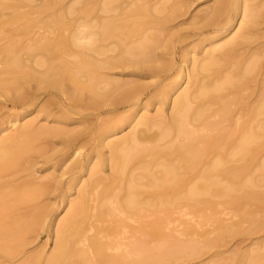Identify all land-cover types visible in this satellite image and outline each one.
Returning <instances> with one entry per match:
<instances>
[{"label":"bare ground","instance_id":"6f19581e","mask_svg":"<svg viewBox=\"0 0 264 264\" xmlns=\"http://www.w3.org/2000/svg\"><path fill=\"white\" fill-rule=\"evenodd\" d=\"M20 2L21 1H19V6L18 3L15 5L0 2V89H4L5 91L7 90L9 94L7 87L10 84H13L15 85L14 87H16L15 90L24 91L22 94L20 93V95L8 100V102H10L15 108L18 107L25 109L34 105L38 98L37 93L39 92L52 95L53 91L57 90L59 87L58 84L61 83L62 80L59 82L58 80L59 78H62L63 75H68L67 77H69V81L72 82L76 88H84L83 90L88 89L90 90V93L96 91L95 94L98 93L101 88H99V86L96 87L97 85H101L96 82H105L102 85H105L108 82L105 87L107 86L108 88L109 86H112L111 89L110 87L108 88L109 90L107 91L108 93L106 97L112 96L114 93L119 91L121 85L118 86V83H116L117 81L115 82V80L112 82H110L111 79L110 81H108L109 79L104 80L103 78L107 77L103 75V72H111L114 69L116 70V68L122 67V65L125 67L128 64H131L132 62L126 60L122 56L126 55L128 57H139L144 53L148 42H151L152 40L153 42H156L157 39L154 37V39L151 40L144 36V38L141 37V41L135 40V44H132L130 40L121 50V42L123 39L117 34V29L122 27V24L120 25L122 22L118 23L120 26H116L115 21L117 22L118 19L115 21H112L113 18L110 19L111 17H114V14H111L110 17L108 16L107 19H103L102 15L98 14L100 16L99 18L97 17L98 15L95 14V17H93L96 19L91 16L90 22H86V28H89L86 32L84 31L86 29L85 28L84 30H81L82 32H77L78 34L76 33V36L71 35L73 36L71 37L69 35L65 38V33L62 35V32L63 30H67L64 24L67 25L69 22L66 24L63 20H61V17H59L60 23L58 22V25L55 23V26L57 25V27L54 26L56 29L53 30L59 29L58 27L64 28L63 30L60 28L62 32L58 30L60 35H57V33L56 35L53 34L54 36H51V38L54 37L53 39L45 36L39 37L38 35L40 39L35 38V40L33 39V36L32 39L34 41L32 40L28 43L25 40V36L29 33L24 35L25 29L22 34H20L22 31L20 33L18 31L16 35L13 33L15 38L12 34H8L7 31V35H5V30L8 25H12L10 27L13 29L15 26H13V24L20 19L17 16L21 12H18V14L16 11H19L21 7H25L23 5L20 6ZM88 2L91 4L90 1ZM175 2L177 3L173 7H178V9H174L172 7L174 10L172 17H174L179 10V12H181L182 8H184L183 11L185 10L188 13L189 9L197 1L179 0L178 2L176 0ZM120 3L122 5L125 4L127 6L126 9H124L125 7L123 8L121 4L117 3V5H113V7L111 3H109L105 5L104 9L102 7L103 11L100 13L105 12V14L108 15L107 11H110L111 13L116 12L117 14V11L119 10L123 12L119 13L115 17L126 14L127 12H130V15L131 13H134L135 15L140 14L148 16L147 12H149V6L147 8H145V6H142L141 8L138 6V8L135 7V9L127 11L128 8L134 5H131L127 2V0H120ZM233 3L231 0H216L213 6H210L209 9L207 8L208 10H205L207 11L205 15L203 12V14L200 12L204 19H202L199 15V22L195 16L194 19L196 24L194 25L199 26L197 25V22L201 25L196 29L198 34L204 32H226V27L233 20V17L244 18V15H246L247 18L251 17V14L248 12L249 10H246L248 7L245 9V5L243 4L242 6L244 7L242 8V6L238 3L239 6H236L237 10L233 11ZM47 4L51 5V3H46V7L49 8L50 6H47ZM148 4L150 5V3ZM84 5L86 6V3ZM135 5L137 4L135 3ZM151 5L153 4L151 3ZM90 9L92 8L90 7L87 9L86 11H88V13L86 14L85 11L82 16L86 14V18L87 16L89 18V15H91L89 14ZM152 9L154 14V10L156 9H154V5ZM9 10H12V13H17V15L15 14L16 16H8L12 17V19H8L5 16L7 15L6 12ZM42 12L44 11H40V13ZM250 12L253 15L252 9ZM178 15H180L179 18H181V14L179 13ZM209 16H212V18H209ZM256 16L257 14L252 17L254 18ZM38 17L35 20L40 18ZM83 18L85 19V17ZM168 18L170 19L171 17ZM123 19L125 20L126 18ZM35 20L33 19V21L29 22L33 24L35 23ZM40 20L42 21L41 18ZM170 20L171 21H166V23H175H172V19ZM249 20L252 21L247 23V25L250 24L247 29H244L238 37L232 39L222 48L217 50H220L218 62L221 66H219V68L214 72V76H209L206 78V81H204V79H198L199 75H195L196 80L193 78L191 73V76H187L188 88L179 96V98H176L173 101L171 118L169 122H164L165 127L153 133V123L150 120L147 124L142 122L140 125L144 126V128L141 131H138L137 133L134 132L135 135L132 133V136L123 138V140L121 139V144L119 142L120 145H115V147L121 146L120 149H116L117 153L114 156L118 159V173L121 175L125 173L126 168L129 165L133 166L130 168L131 171L140 167L144 169V172H148L149 168L153 170L155 166H158V163H163V165L159 164L161 167L160 173L162 177L154 178L152 180L154 191L150 193L148 190V193L142 192L141 190H145L144 187L143 189L138 190L140 187L136 185L138 180H136L137 178L133 176H130V179L127 180V184L124 188L121 186L119 188L105 186V188L101 191L95 189L93 196L89 195L88 190L84 196H80V200L77 204L72 202L69 205L70 216L66 220L62 229L56 233V250L51 253L46 264H163V259L168 255H170V258H173V255H178V257H180V255L185 256V245L188 246L189 244H185L183 246L181 243L178 247L177 245L172 247V244L170 247L168 245L166 248L163 246V242H165L166 238H170L172 235L171 232L179 237L181 236V233L177 230L179 224L181 225L183 223L182 225H184V222L180 219L183 216V214H181V209L185 208L190 212L191 218H189L188 221L194 225V217H192L194 211L198 207L202 206L207 208L206 205H209L210 202L208 198H212L215 191L214 188L218 185L214 181V178L222 177L227 180L244 179L252 172L251 169H246V167H249L246 166L248 165L246 163L250 161L253 165L258 164L260 154L264 149V145H261L263 144L262 141H264V135H260L263 134L261 131L264 132V125L258 129H256V126L254 128V126L252 127V125H250L253 124L252 121L256 120L255 116L258 118L264 114V32L260 33L259 22L253 21L256 19L251 18ZM61 21H63L64 24H62ZM68 21L70 20L68 19ZM193 21L192 23H195ZM38 22L36 21V23ZM51 23L53 25V21H51ZM28 24L29 23L27 22V25L25 24V26H28ZM72 24L75 25L76 22ZM18 25L22 26L23 24ZM150 25L151 24L148 23L144 24L145 28L143 27L142 29H147L146 27L148 26L150 28ZM25 26L23 28H25ZM160 26L163 28L162 25ZM160 26L158 27L157 24L156 27L160 28ZM77 28L75 31L80 30V26L78 30ZM153 28H155L154 24ZM12 29L8 31L11 32ZM17 30L18 28L16 31ZM83 31L85 33H83ZM151 31L154 30H150V32ZM162 31L163 30L160 29V32L164 34ZM18 34L25 37L24 40L26 42L22 43V39H19ZM50 34L52 33L50 32ZM151 37H153V34ZM64 38L65 40H62ZM130 38L131 37L127 39ZM6 44L7 46L3 47V45ZM70 47L72 51L70 50ZM72 47L79 49V51L73 50L74 48ZM117 49L121 54H118L121 56L118 59L122 58L120 60L115 59L118 57L117 54V57L116 55H113ZM106 50H108V53L110 52L114 57H112L111 54L110 58L106 56ZM2 55L4 58H1ZM98 57L99 60L101 57L104 59L102 58V61H99L98 63H96L98 60L94 62ZM40 58L43 61H41ZM36 59H39V61H36ZM69 59H74L76 63L71 60L69 61ZM54 62L55 64H53ZM213 66L214 65L208 67L200 66V68L202 71L203 69L205 71H210L215 68ZM35 67H37L38 70ZM196 68H199V66L195 67V69ZM39 69H43V71H40ZM198 71L200 72V69H198ZM198 71L195 70V74H198ZM150 72H152V70ZM200 74H202V72ZM45 76L49 77L46 78ZM182 79H184V76L181 77V80ZM41 86L43 87L41 88ZM9 87L12 88V86ZM4 90L3 92H5ZM141 90L142 87H137L133 90L129 89V91L123 92L122 100L117 103L116 109H119L121 106L125 107L127 105L130 107L135 105L142 96L140 93ZM17 91L15 92L17 93ZM159 95L160 94L155 95L152 100H157L156 97ZM252 110H254V113H251L250 116L248 113ZM114 111L109 110L106 112L111 114L116 112ZM261 113L263 114L261 115ZM245 116H249L246 121ZM147 120L148 119H145V121ZM27 134L29 135V133ZM17 137L18 136L15 138L11 137L9 140L5 139L6 142L3 140L4 143L1 142L0 144V180H4V178L8 177L13 178L15 174L18 175V172H20L22 168H25L26 165L31 163L30 160L32 159V155L30 156V149L32 148L30 145L31 142L35 141L33 140V135L32 137L29 136L30 138H28L27 141L24 139L25 141L23 140L22 142L21 140L20 142L22 143L17 141ZM19 137L22 139L21 135ZM77 138L78 137L72 136V138H70L67 142L69 144L68 146L74 148L73 144ZM259 141L261 144H259ZM161 144H164V146ZM65 146H67V144H65ZM115 147L112 148V154ZM146 159H149V161L147 162ZM243 161L246 162V165L243 164L245 167L237 165ZM77 167L78 166H75L74 169H77ZM83 168L80 169L82 170ZM261 168L264 171V162ZM70 169L71 168H69V170ZM72 171L75 170L72 169ZM70 174H72V172ZM73 174L75 173L73 172ZM11 184L12 183H10V185ZM49 184H44L46 186L48 185L47 187L45 186L46 189H44V187H42L44 185H42L39 189L36 186V190L34 188L28 190L26 189L27 183L26 185L24 183L23 185H18V187L15 186V189H9L8 192V189L6 188L8 185L6 183L7 186L5 189H7V192L5 191L4 194H0V222L3 221V224H0V254H4L7 259L15 257L17 250H20V248L23 247L22 244L24 241H26V239L32 234L38 233V230H40L41 227L43 228V225H45V220L49 215L47 212L44 213L41 210H37V205L34 203H36L39 198L44 197L45 193H48L46 190H51L50 186L52 184ZM242 184H240L238 188H233L234 185L231 187H219L217 193L227 197L231 192H233V190L236 192L243 191L246 186ZM28 186H30V184H28ZM53 188H55V185ZM124 189L126 195L120 198L121 196L119 192ZM1 190L3 191V189ZM171 194L174 195V198L182 195L183 199L182 197H180L181 199L179 197L178 198L180 200H184V202L178 204L176 201L178 199L177 198L175 200L176 203H174V201L168 198ZM244 194H248L245 195L246 198L248 196V199L251 198L249 196L257 197L258 195L256 192L255 194L252 193V191ZM201 196L204 198L202 200H198ZM259 197L262 198L263 196L258 195L256 199ZM147 201H149L151 205L152 202H156V212L158 217L157 219L155 218L156 220H153L145 226L143 223L142 225L138 224V220L144 218V214L147 212V208H142L144 204L149 207L150 204L147 203ZM90 202L92 205L89 204ZM27 204H29V207L30 204L31 206L33 205V209L25 207ZM166 204L171 206L173 205L175 208L171 211L169 210V212L167 208H164L167 206ZM209 207L210 206H208V208ZM138 208H140V210ZM167 212H169V215H166ZM184 214L186 216L187 212ZM111 217H115V221L111 219ZM153 217L156 216L153 215ZM85 219H88V222H85ZM130 222L137 224V226L131 227L129 225ZM166 227L167 229L170 227L174 228H172L171 231L169 230L171 235L166 234ZM221 231V234L223 232L224 234L227 232L232 233L230 232L231 230L227 228H221ZM11 243L16 245L11 247ZM209 244L212 245V242ZM25 246L26 245H24V247ZM189 246H191V244ZM2 255H0V258ZM257 257H259V255ZM24 264L30 263L25 262Z\"/></svg>","mask_w":264,"mask_h":264},{"label":"rangeland","instance_id":"374dc122","mask_svg":"<svg viewBox=\"0 0 264 264\" xmlns=\"http://www.w3.org/2000/svg\"><path fill=\"white\" fill-rule=\"evenodd\" d=\"M16 1L0 0V2L2 3L15 5H17L18 3V6L19 1H21L23 3L20 2V6H25L23 8L21 7L19 11H16L17 13L21 12L20 14L18 13L19 15L17 16L20 19L15 24H13V26L15 25L13 29L12 27H10L12 25H8L7 29L5 27V35H7V32L10 35H13V33L16 35L18 31L19 33L22 31L20 33L22 34L23 30L25 29L26 32L24 30V35H26L27 33H29L28 35H30H27L28 37L25 36V40L28 43L33 39L35 40V38L40 39V36L51 38L53 34L56 35L57 33V35H60L58 30L62 32L64 28L58 27L59 29L53 30L56 29L55 27H57L58 25V22L60 20L59 17H61V20H63L66 24L69 22V24L65 25L63 21H61L62 24H64V26H66V29L68 30H63L62 32V35L65 33L64 36L66 38L69 35L76 36L79 31L84 30L87 27L86 22L89 23L91 16L92 18H94L95 14L102 15L103 19H107L108 16H111V14H114L115 17L119 13L123 12L118 10L116 14V12L111 13L110 11H107L108 15H106L105 12L100 13L103 11L106 4L111 3L112 6H116L117 3H122V1L120 3V0ZM88 1H90L91 4ZM175 1L176 0H127V2H129L131 5H134L128 8L127 11H131L132 9H135V7L138 8V6H140V8L142 6H145V8L149 6V12H147L148 16L140 14L135 15L134 13H131L130 15V12H127L128 14L126 13L115 18H110L114 19H112V21L118 19L117 22L115 21L116 26L119 25L118 23L122 22L120 23V25L122 24V27L119 28L120 30L117 29V34L120 35L123 39L121 42V50L130 40L132 44H135V40L141 41L144 36L148 37V39L151 40L154 39V37L157 38L156 42H153V40H150L151 42H148V44L146 45V49L141 56H122L126 60L132 62L131 64H128L125 67H123L122 65V67L116 68V70L114 69L111 72H103V75L107 77L103 78L104 80L109 79L108 81H110L111 79L110 82L115 80V82L117 81L116 83H118V86L121 85L119 91L114 93L112 96L106 97L108 93L107 91L109 90L108 88L110 87L111 89L112 86L111 85L108 88L107 86L105 87V85L108 84L107 80V83L105 85H102L105 82H96L97 84H101L97 85L96 87L99 86V88H101L98 93L95 94L96 91H93L91 92L93 94H91L90 90H88L87 88V90H83L84 88H76L74 84L69 81V77H67L68 75H63V77L59 78L58 80V82L62 80L61 83L58 84L59 87L57 88V90L53 91L52 95L39 92L37 93L38 98L36 100V103L31 107L24 109L18 107L15 108L10 102H8V100L16 97L17 95H20V93L22 94L24 92L23 90H15L16 87H14L15 85L13 84L9 85L12 86V88H10L9 86L7 87V89L9 90V94L7 90L5 91L3 89L5 91L3 92V90L0 89V144L1 142H6L5 139L9 140L11 139V137L15 138L16 136H18L17 141L19 143H22L24 139L27 141L28 138L32 137V135L34 138L33 140H35H32L33 142H31L30 145L32 149H30L31 154L30 152L29 154L30 156H33H31V163L26 165L25 168H22L20 172H18L19 176L15 174V176L13 175V178L8 177L4 178V180H0V194H4L5 191L7 192V189L9 192V189H15V186L18 187V185H23L24 183L25 185L27 183L26 189L28 190H31L33 188L36 190L37 187L39 189L40 186L44 184H49L50 182L51 183L49 185H53L55 183V188H53L54 185H51V190H46V192L51 193H45L44 197L39 198L38 201L34 203L35 205H37V210H41L44 213L47 212L49 215L48 218L45 220V225H43V228L41 227L40 230H38V233H35L36 235L32 234L31 236H29L26 239V241L28 240L27 243L26 241H24V243L22 244L23 247H21L22 249L20 248V250H17V253H20H18V255L16 253L15 257L12 256L14 259H7L4 254H0L2 255L0 258V264H24L25 262H28L30 264H46L47 260L50 258L51 253L56 250V233L62 229L66 220L70 216L69 205L72 202H75L77 204V202H79L80 200V196H84L88 190L89 195L93 196L95 193V189L101 191L105 188V186L118 188L121 186L122 188H124V186L127 184V180L130 179V176H133L137 178L136 180H138V183L136 184L137 186H140L138 190L143 189L144 187L145 190H141L142 192H153L154 190L152 186V180L154 178L162 177L160 173V165H163V163H158V166H155L153 170L149 168L150 170L148 169V172H144L143 168L137 166H134L137 168L131 171L130 168L133 166L129 165L126 168L125 173L121 175L120 173H118V159L114 157L117 153L116 149H120L121 146L115 147V145H120V141H122L123 138H128V136H132V133L134 134V132L137 133L138 131H141L144 128V126L140 125L142 122H145L147 124L151 121L154 127L152 128L153 133L165 127L164 122H169L171 118L173 101L176 98H179V96L183 94V92L188 88L187 76L192 75L193 78L196 80L195 75H199L198 79H204V81H206V78H208L209 76H214V72L219 68V66H221L218 62L220 50H217L219 48H222L226 43L230 42L232 39L238 37V35H240L244 29H247L250 26V24L247 25V23L252 21L249 19H256L253 21L259 22L260 33L264 32V0H231L232 3L234 2V7L232 5L233 11L237 10L239 4L241 6L243 4L245 5V9L248 7L246 10H249L248 12L249 14H251V17L247 18L246 15H244V18L233 17V20L226 27V32H204L201 34H198V31L196 30L197 27L201 26L199 24L200 16L202 17V19H204L202 14L204 13L205 15V13L207 12L205 10H208L210 6H213L216 0H196L197 2H194L195 4L189 9L188 13L185 10L183 11L184 8L181 9L179 7L181 9V12H179V10L177 14H175V16L173 15L176 19L172 17V14L174 13L173 8L178 9V7H173L177 3ZM177 1L179 2V0ZM49 2L51 3V5L47 4V6H50L48 8L46 7V3ZM147 2L150 3V5ZM85 3L86 6L84 5ZM135 3L137 5H135ZM151 3L154 5V9L156 8L154 10V14L152 9L153 5H151ZM121 6L123 8L125 7L124 9H126L127 7L125 4H121ZM90 7L92 8L89 11V14L91 15L88 14L89 18L88 16L86 18V14L88 13V11L86 10ZM243 7L244 6H242V8ZM251 9L253 15L250 12ZM9 11L6 12L7 15H5L4 13V15L8 19H12L13 15L15 14L17 15L16 12L12 13V10ZM40 11L44 12L40 13ZM85 11L86 14L82 16ZM200 12L203 13L200 14ZM254 12L255 14H257V16L253 18L252 16L255 15ZM179 13L181 14V18H179ZM99 15L97 17L100 18ZM38 16L42 19V21ZM195 16L199 20V22H197V25L199 26L194 25L196 24V21L194 19ZM37 17L39 19L35 20ZM83 17H85V19ZM168 17H171L170 19H172V23H175H166V21H171ZM123 18L126 19L124 20ZM209 18H212V16H209ZM33 19L35 20V23L31 24L29 21H33ZM68 19L70 21H68ZM83 19L85 20V22ZM36 21L39 22L36 23ZM51 21H53V25ZM192 21L195 23H192ZM27 22L30 25L28 24V26H25V24L27 25ZM75 22V25L72 24ZM151 22L154 24L155 28H153V24ZM55 23L57 24L56 26ZM147 23L151 24L150 28L148 26L146 27L147 29H142L144 27V24ZM18 24H23L25 28H23V25L20 26ZM157 24L158 27L162 25L163 28H161V26L160 28L156 27ZM79 26L80 30H78ZM9 28L12 29L11 32H9ZM17 28L18 30L16 31ZM76 28L78 31H75ZM160 29L163 30L162 32H164V34L160 32ZM87 30H89V28H86L84 31L86 32ZM150 30L154 31L150 32ZM84 31L83 33H85ZM50 32L52 34H50ZM152 34L153 37H151ZM13 37L15 38L14 35ZM25 37L19 35V39H22V43L26 42L24 40ZM129 37L131 38L127 39ZM53 38L54 37H52L51 39ZM65 38L62 40H65ZM6 46L7 44L3 45V47ZM72 48H74L73 50L75 51H79L80 49L79 46V49H76L77 46L76 48ZM106 51V56L110 58L111 53H108V50ZM116 54H120L118 49L116 50V52H114L113 55L115 56ZM120 55H118V57L115 59H122H118L119 57H121ZM1 58H4L3 55ZM102 58L103 57H101V59ZM101 59L99 60L98 57L94 62L98 60L96 62L98 63L99 61H102ZM37 60L39 61V59H36V61ZM70 60L71 59H69V61ZM73 60L71 61L75 62V60ZM41 61L43 60L41 59ZM53 64H55V62ZM211 65H214L213 67L215 68L210 71H205L204 69L202 71L200 68V66L208 67ZM197 66H199V68L195 69V67ZM198 69H200V72L198 71ZM39 70L43 71V69ZM151 70L153 73L150 72ZM195 70L198 71V74H195ZM201 72L202 74H200ZM183 76L184 79L181 80V77ZM45 77L47 78L49 76ZM42 87L43 86H41V88ZM137 87H142V90L140 92L142 96L138 101L139 103L135 101L136 104L133 106L128 107L126 105L125 107L121 106L119 107V109H116L117 103L121 102L122 100L123 92L129 91V89L133 90ZM14 90L17 91V93ZM102 91L104 92V94ZM158 94L160 95L156 97L157 100H152V98ZM101 95L104 97H102ZM99 96H101L102 98ZM109 110H115L116 112L114 111L115 113L108 114L107 112ZM252 111L248 113L250 114V116L251 113H254V110ZM263 113H261V115ZM248 117L249 116L246 117L247 119L245 118V121L248 120ZM145 119L148 120L145 121ZM255 119V121H252L253 124H250L252 125V127L254 126L255 128L256 126V129H258L259 127L264 125V114L263 116H259L258 118H256L255 116ZM27 133H29V135ZM51 133L52 135H54L52 136ZM261 133L263 134L260 135H264L263 131H261ZM20 135L22 139L19 137ZM72 136L78 137L75 143L73 144L74 148L68 146L69 144L67 143L68 140L72 138ZM21 140L22 142H20ZM110 143L112 144V146ZM262 143L263 144H261L260 142L259 144L264 145V141H262ZM65 144H67V146H65ZM161 145L164 146V144ZM114 147L115 149L112 154V148ZM262 151L263 152H261L260 154V160L258 164L253 165L250 161H248L247 163L243 161L237 164L243 166V164L246 163L248 165H245L249 166L246 167V169H251L252 171L250 174H248L249 176H246L244 179L227 180L223 179L222 177L214 178V181L218 185L214 188L215 191L212 195V198H208L210 202L209 205H206L207 208L205 206H202L203 208L198 207V210L196 209L194 211L192 216L194 217V225L193 223L188 221L189 218H191L190 212L185 208L181 209V214H183V216L180 219L182 220V222H184V225H182L183 223L181 225L179 224L180 226L178 225L177 229L181 233V236L179 237L173 232H171V235L170 231L173 227H170L168 229L166 227V234H170L171 236L170 238H166L165 242H163V246L166 248L168 247V245L170 247L173 244L172 247H175L174 245H177L178 247L181 245V243L183 244V246L185 244H191V246L188 245V247L185 245V256L180 255V258L178 257V255H173V258H170V255H168L166 256L167 258L165 257L166 259H163V264H264V171L261 168L264 162V149ZM146 161L148 162L149 159H146ZM245 165L243 167H245ZM75 166H78L77 169H74ZM69 168L71 169L69 170ZM80 168L83 169L81 170ZM72 169L76 172L72 171ZM71 172L72 174H70ZM73 172L75 174H73ZM6 183L8 186L6 185ZM10 183L12 184L10 185ZM28 184H30L31 187L28 186ZM240 184L246 186L243 191L236 192L233 190V192H231L230 195L227 197H224L217 193L219 187H231L232 185H234L233 188H238ZM45 186L46 185L42 187L46 189ZM5 187L7 189H5ZM1 189H3V191ZM250 191H252V193L254 194L256 192V194H258L259 196H263V199L261 197L256 199L258 195L257 197L249 196L251 198L248 199L247 196L246 198L245 195L248 194L244 193H249ZM124 192L125 189L119 192L121 196L120 198L126 195V192L125 194ZM178 197L179 196L174 198V195L171 194L168 198L174 201V203H176V201L178 204L183 203L184 200H180V197H182V195H180V199ZM203 198L204 197L201 196V198L199 197L198 200H202ZM147 203L150 204L149 201H147ZM89 204L92 205L91 202ZM28 205L29 204H27L25 207H29ZM150 205V208L148 207V205L146 206L145 204L142 206V208H147V212H145V216L143 215L144 218L138 220V224L142 225L143 223L145 226H147L150 222L157 219V204L156 202H152V205ZM166 205L167 206L164 208H167L168 211H171L175 208V206L173 205ZM32 206L30 204L29 209H33ZM208 206L210 207L208 208ZM138 209L140 210V208ZM169 212H167L166 215H169ZM186 212L187 215L185 216L184 213ZM153 215L156 217H153ZM111 219L114 220L115 217H111ZM85 220V222H88V219ZM0 224H3V221H1ZM129 225L131 227L137 226V224L131 222L129 223ZM221 228L230 229V232H232L233 234L228 232L226 234H224V232L221 234ZM211 242L212 245L209 244ZM15 245L11 243L10 246L14 247ZM24 245L26 246L24 247ZM258 255L260 258L257 257Z\"/></svg>","mask_w":264,"mask_h":264}]
</instances>
